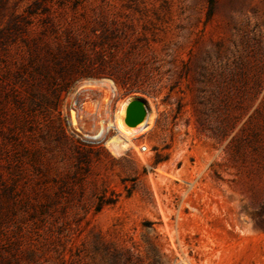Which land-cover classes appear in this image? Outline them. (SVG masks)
Masks as SVG:
<instances>
[{
    "label": "rangeland",
    "instance_id": "rangeland-1",
    "mask_svg": "<svg viewBox=\"0 0 264 264\" xmlns=\"http://www.w3.org/2000/svg\"><path fill=\"white\" fill-rule=\"evenodd\" d=\"M0 264H264V0H0Z\"/></svg>",
    "mask_w": 264,
    "mask_h": 264
},
{
    "label": "water",
    "instance_id": "water-1",
    "mask_svg": "<svg viewBox=\"0 0 264 264\" xmlns=\"http://www.w3.org/2000/svg\"><path fill=\"white\" fill-rule=\"evenodd\" d=\"M146 114L147 103L145 99L138 94L131 95L125 107V124L129 127L137 126L145 119Z\"/></svg>",
    "mask_w": 264,
    "mask_h": 264
},
{
    "label": "trees",
    "instance_id": "trees-1",
    "mask_svg": "<svg viewBox=\"0 0 264 264\" xmlns=\"http://www.w3.org/2000/svg\"><path fill=\"white\" fill-rule=\"evenodd\" d=\"M79 63L84 66L85 65V60H83L81 58L79 60ZM85 69H87V68L84 66V70L83 71H80V74H81L82 77H102V76H105V75L108 74L107 72H105L103 70H98L97 72H94V73L85 72L86 71Z\"/></svg>",
    "mask_w": 264,
    "mask_h": 264
},
{
    "label": "bare ground",
    "instance_id": "bare-ground-1",
    "mask_svg": "<svg viewBox=\"0 0 264 264\" xmlns=\"http://www.w3.org/2000/svg\"><path fill=\"white\" fill-rule=\"evenodd\" d=\"M131 96H129V98L126 100V101H123L121 106H120V111H119V114H118V119L124 123V116H125V107H126V104L127 102L130 100ZM147 111H149V107H147ZM120 126V125H119ZM123 126V125H122ZM142 127V126H140ZM139 127V128H140ZM115 143V142H114ZM122 144V143H120ZM123 147V145H119V144H115L114 145V148H117L119 150V148ZM120 151V150H119Z\"/></svg>",
    "mask_w": 264,
    "mask_h": 264
}]
</instances>
